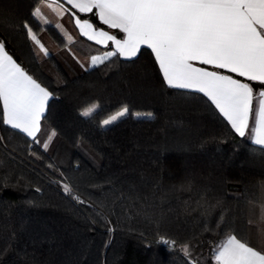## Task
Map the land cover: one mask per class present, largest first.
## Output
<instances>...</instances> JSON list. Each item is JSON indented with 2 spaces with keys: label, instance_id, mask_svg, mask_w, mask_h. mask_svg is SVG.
I'll list each match as a JSON object with an SVG mask.
<instances>
[{
  "label": "trees",
  "instance_id": "1",
  "mask_svg": "<svg viewBox=\"0 0 264 264\" xmlns=\"http://www.w3.org/2000/svg\"><path fill=\"white\" fill-rule=\"evenodd\" d=\"M32 4L0 0V36L25 69L56 92L38 135L41 142L53 130L57 135L47 152L34 145L43 157L36 160L27 154L21 136H10L9 128L0 127V135L10 141L7 150L0 148V160L5 161L0 176L9 178L8 186L0 188V249L8 247L0 264H186L183 252L158 243L157 226L132 210L125 213L117 207L118 215L108 217L115 229L109 233L91 209L77 205L50 182L60 177L46 167L49 162L82 187L93 178H113L118 190L127 193L135 182L148 193L159 184L158 197L167 193L163 201L156 200L157 215L163 217L159 233L180 240L195 237L191 244L201 264H208L212 245L220 239L218 231L205 232L204 225L215 228L222 215L221 230L230 227L255 244L252 236L264 222V158L257 146L235 136L202 94L167 87L150 49H142L134 61L113 58L86 71L78 57L100 54L104 46L83 35L69 44L50 24L37 35L47 36L55 48L49 56H40L23 32L9 27L29 18ZM78 14L106 27L90 14ZM91 104L101 111L82 117L80 111ZM123 106L130 113L153 115L130 114L110 127L99 126ZM185 180L191 181V191L177 190ZM88 190L99 198L107 187ZM205 190L213 203L222 202L206 217L196 207ZM113 198H108L109 205ZM97 211L107 214V208L98 205Z\"/></svg>",
  "mask_w": 264,
  "mask_h": 264
},
{
  "label": "snow or ice",
  "instance_id": "2",
  "mask_svg": "<svg viewBox=\"0 0 264 264\" xmlns=\"http://www.w3.org/2000/svg\"><path fill=\"white\" fill-rule=\"evenodd\" d=\"M60 5L57 15H70L83 36L104 46V51L91 56L89 66L81 64L86 71L113 58L134 61L142 49H150L167 87L202 94L231 132L257 146L264 158V0H60ZM43 6L44 0H33L29 18L9 23V27L23 32L26 40L37 45L47 57L50 53L37 35L51 23L43 15ZM78 13L86 14V17L90 14L108 29L118 31L113 33L97 28L90 22V17L81 18ZM3 22L4 18L0 17V23ZM55 28L66 36L69 44L72 42L73 37L64 31L62 24H55ZM249 82L255 83V90ZM55 98L56 92L39 77L30 74L11 53L8 41L0 36V127L9 128L10 136H21L27 154L36 160L43 157L34 145H40L47 152L50 141L57 135L53 130L45 142H41L38 135L42 121L47 120L49 102ZM98 108V104H91L79 114L91 118ZM130 114L137 118L153 115L151 112L130 113V109L123 106L102 119L99 126L110 127ZM9 142L0 135V148L7 150ZM252 152L256 154V148ZM9 159L15 161L16 156L9 152ZM4 163L0 160V165ZM46 167L60 177H52L50 182L77 205L91 209L95 217L108 225L109 233L115 229L108 217L118 215L116 208L124 209L125 213L132 210L134 215L157 226L158 243L183 252L186 264H201L195 256V246L191 244L195 237L180 240L159 233L163 220L162 215H157L159 184L154 183L148 193H142L135 182L129 184L127 193L118 190L113 178L103 181L93 178L82 187L73 183V178L56 164L49 162ZM76 168L79 169L78 163ZM8 183L7 176H0V188L7 187ZM105 187L107 191L99 198H94L88 190ZM191 189V181L185 180L177 190ZM35 190L39 192L41 188L37 186ZM117 191L119 195H115ZM166 195L158 198L163 201ZM109 197H114L110 205ZM221 203L220 200L213 203L205 190L196 201V207L203 209L200 215L206 217ZM97 205L101 209L107 208V214L97 211ZM90 222L95 224L97 220ZM222 225L223 215L215 228H210L207 223L204 225L205 232L218 231L220 237L212 245L208 264H264V249L250 246L230 227L221 230ZM7 251L8 247L0 249V261Z\"/></svg>",
  "mask_w": 264,
  "mask_h": 264
},
{
  "label": "crops",
  "instance_id": "3",
  "mask_svg": "<svg viewBox=\"0 0 264 264\" xmlns=\"http://www.w3.org/2000/svg\"><path fill=\"white\" fill-rule=\"evenodd\" d=\"M60 7H61L60 0H44V6L42 8V12H43L44 17L51 22L50 24H54V25L57 24V23L62 24L64 31L67 32L68 35H71L73 37V39L76 36H78V35H82L80 33L79 29L75 26L74 19L70 15H68V14L57 15V13L60 11ZM64 7H68V6L64 5ZM49 9H50V11H49ZM81 18H84V17H81ZM90 22H92V21L90 20ZM96 27L97 28H103L104 30L110 31V32H113V33H116L118 31V30L108 29L107 26L106 27H98V26H96ZM120 35H122V34H120ZM90 58L91 57H88V59H90ZM89 65H90V61H89ZM197 66H201V65L197 64ZM203 67H209V66H203ZM218 71H222V70H218ZM225 74L234 75V74H231V73H225ZM234 78H239V77H234ZM239 79L243 80V78H239ZM249 83H253L254 90H255L256 87H257L255 85V83L254 82H249ZM118 109L120 110V108H118ZM118 109H116L115 112L118 111ZM250 123H251V121H250ZM252 237L256 238L257 242L255 244L251 243V242H248L250 244V246L256 247L258 249H264V222H262L260 224V226L258 227V234L254 235Z\"/></svg>",
  "mask_w": 264,
  "mask_h": 264
},
{
  "label": "rangeland",
  "instance_id": "4",
  "mask_svg": "<svg viewBox=\"0 0 264 264\" xmlns=\"http://www.w3.org/2000/svg\"><path fill=\"white\" fill-rule=\"evenodd\" d=\"M47 11V10H46ZM50 11V9H49ZM63 26V25H62ZM68 34V33H67ZM46 38H41L40 41L45 45V47L49 50H53V48H55V46L53 45V42L51 41V39H49L47 36H45ZM36 49L39 53L40 56H44L40 51H39V47L36 45ZM78 60L80 61L81 64H84L85 66H89V61L90 59H86V58H81V57H78ZM121 109V108H120ZM119 110V109H118ZM101 111V108L99 107L97 109V111L95 112L96 114H98L99 112ZM115 114V113H113ZM108 117V116H107ZM106 117V118H107Z\"/></svg>",
  "mask_w": 264,
  "mask_h": 264
}]
</instances>
